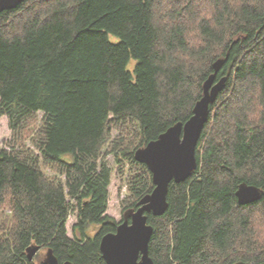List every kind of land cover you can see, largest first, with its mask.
<instances>
[{
	"label": "trees",
	"instance_id": "16d2710c",
	"mask_svg": "<svg viewBox=\"0 0 264 264\" xmlns=\"http://www.w3.org/2000/svg\"><path fill=\"white\" fill-rule=\"evenodd\" d=\"M221 60L198 169L148 214L155 264L264 263V194L236 196L242 183L264 193V0H27L0 13V117L17 138L0 148V264H35L33 246L106 264L100 242L119 224L105 158L129 164L122 203L137 209L154 184L136 151L192 117Z\"/></svg>",
	"mask_w": 264,
	"mask_h": 264
},
{
	"label": "water",
	"instance_id": "95a60500",
	"mask_svg": "<svg viewBox=\"0 0 264 264\" xmlns=\"http://www.w3.org/2000/svg\"><path fill=\"white\" fill-rule=\"evenodd\" d=\"M27 0H0V13L16 9ZM222 60L216 63L215 73L203 85V95L196 102L192 117L186 123H177L161 134L156 140L138 149L135 159L145 164L152 174L154 190L144 196L137 209L124 212L123 222L116 232L106 234L100 242V251L106 264H155L150 256V242L154 227L148 222V214L163 216L168 207V192L172 182L187 181L198 169L197 149L209 122L211 106L215 104L227 85V78L216 81ZM263 191L254 185L242 183L237 189L240 205L252 204L262 198ZM40 246L30 247L29 260L33 261ZM44 264H60L49 249ZM63 264H74L66 261ZM234 264H250L243 261ZM264 264V263H261Z\"/></svg>",
	"mask_w": 264,
	"mask_h": 264
},
{
	"label": "rangeland",
	"instance_id": "374dc122",
	"mask_svg": "<svg viewBox=\"0 0 264 264\" xmlns=\"http://www.w3.org/2000/svg\"><path fill=\"white\" fill-rule=\"evenodd\" d=\"M38 123L36 125V129H38L41 126V121L44 117V114L38 113ZM120 137L119 130H114L112 132V138L111 141H114ZM17 141L16 136L13 134V131L10 127V121L7 115H2L0 117V148H6L10 147L14 142ZM24 145H26L28 148L34 149L32 146L30 138L25 140ZM35 151V154L40 155L38 151ZM103 152H106L103 151ZM41 156V155H40ZM105 161L107 162L108 166L111 169V182L109 186V203H108V210L107 215L115 221L120 224L123 221L124 212L126 210V207L123 205V201L129 196V189L127 185V178H128V170H129V164L124 162V165L120 166L116 163V158L114 155H108L105 158ZM123 167V175L121 174L120 169ZM43 172L48 176H58V174H55L49 169H46L42 166ZM61 180L66 181L65 176H58ZM264 220V215L262 216ZM262 220V218H261ZM77 221L76 213H72L68 219L67 222V234L70 238H73V226ZM259 225V221H258ZM264 230V226L262 228V231ZM47 250L41 249L37 255L40 256L41 259L46 258ZM35 264H39V259H36V257L33 260Z\"/></svg>",
	"mask_w": 264,
	"mask_h": 264
},
{
	"label": "flooded vegetation",
	"instance_id": "af4514ba",
	"mask_svg": "<svg viewBox=\"0 0 264 264\" xmlns=\"http://www.w3.org/2000/svg\"><path fill=\"white\" fill-rule=\"evenodd\" d=\"M123 219H124V217H123ZM123 222V221H122Z\"/></svg>",
	"mask_w": 264,
	"mask_h": 264
}]
</instances>
